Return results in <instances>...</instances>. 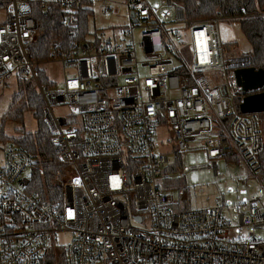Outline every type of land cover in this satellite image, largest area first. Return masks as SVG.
<instances>
[{
	"label": "built area",
	"instance_id": "obj_1",
	"mask_svg": "<svg viewBox=\"0 0 264 264\" xmlns=\"http://www.w3.org/2000/svg\"><path fill=\"white\" fill-rule=\"evenodd\" d=\"M97 2L102 15L124 5L127 24L90 27L47 60L32 56L37 11L58 9L63 24L76 25L79 10L95 12ZM221 19L189 20L174 0H7L0 85L13 76L35 80L65 173L62 200L41 199L29 190L31 154L13 141L0 144V264H264L263 121L236 101L258 91L238 87L234 72L253 67L252 59L225 53ZM42 62L62 66L61 84L40 81ZM214 70L226 81H211ZM61 103L70 114L55 111ZM163 128L178 161L182 151L206 149L205 166L218 174L219 159L235 155L256 191L238 203L222 194L213 207L175 209L163 181L177 166L158 150ZM62 232L72 234L68 243L59 242Z\"/></svg>",
	"mask_w": 264,
	"mask_h": 264
},
{
	"label": "trees",
	"instance_id": "obj_2",
	"mask_svg": "<svg viewBox=\"0 0 264 264\" xmlns=\"http://www.w3.org/2000/svg\"><path fill=\"white\" fill-rule=\"evenodd\" d=\"M174 2L184 9L189 20H210L220 13L222 19L238 21L249 44V49L244 54L250 55L253 67L264 69V0H174ZM93 15H95L93 10L82 8L78 12L76 25H65L58 9L37 11L39 26L30 53L38 61L47 60L52 48L67 47L68 44L86 38L90 32V19ZM37 72L42 83H49L43 70L38 69ZM16 83L17 90L11 96L10 104L0 118V144L13 141L27 150L34 159L29 190L41 199L60 202L63 197L62 178L65 167L59 162L57 152L50 142V132L44 122L43 98L33 78L18 80ZM238 110L241 111L240 105ZM28 112L33 113L37 119V129L31 132L22 128L18 130V136L9 137L5 132L6 123H24ZM229 159L239 160L235 155H230ZM260 159L263 166L259 179L264 186V150L260 154ZM176 209L187 208L181 209L178 205Z\"/></svg>",
	"mask_w": 264,
	"mask_h": 264
},
{
	"label": "rangeland",
	"instance_id": "obj_3",
	"mask_svg": "<svg viewBox=\"0 0 264 264\" xmlns=\"http://www.w3.org/2000/svg\"><path fill=\"white\" fill-rule=\"evenodd\" d=\"M4 1V0H0ZM120 1V0H117ZM153 5L161 4L162 0H150ZM6 3L0 2V23L6 21ZM95 15L91 18V28L95 31L97 28L104 27L105 29L113 28L118 31L120 27H124L127 23V9L124 5H120L116 13L109 15L101 14V4L95 3ZM165 7L163 6L162 9ZM221 38L223 39V46L226 54L240 55L246 53L249 49V44L244 36L241 26L238 21L221 19L219 24ZM142 28L136 29V36L139 38ZM223 31L225 37L222 36ZM188 36V34H187ZM140 58H143L140 52ZM39 69L44 71V74L49 82L56 85L61 84L63 80V69L59 63L56 62H42L39 64ZM207 75L211 81H226V73L221 70H214L208 72ZM16 78L13 76L8 81L9 86L3 88L0 85V118L10 104L11 96L17 90ZM239 105V100L237 99ZM55 111L61 114H70L68 105L65 103L56 104ZM262 119V130L264 132V111L258 112ZM25 128L27 131H35L37 129V119L33 113L28 112L24 123L7 122L5 125V132L9 137L18 136V130ZM157 139L159 142L158 150L164 149L170 155V165H176L177 168L169 172L168 179L163 182L166 186H171L170 193L174 195L177 202L174 207L180 205L181 209H200L206 207H213L222 201V194H225L227 202L230 204L238 203L245 197L252 195L257 186L255 179H252L251 173L245 163L242 161L230 162L225 158H220L218 163L220 169L218 174H215L213 169L205 165L211 163L207 155L206 149L199 147L182 151V161L176 159L177 155L173 152L174 139L168 129H158ZM193 146L199 145V139L192 142ZM202 166V167H198ZM196 167V168H193ZM247 178V182L245 179ZM63 179V178H62ZM228 209V208H227ZM229 214V213H228ZM138 226H149L146 223H140ZM72 238V234L62 232L58 235L60 243H68Z\"/></svg>",
	"mask_w": 264,
	"mask_h": 264
},
{
	"label": "water",
	"instance_id": "obj_4",
	"mask_svg": "<svg viewBox=\"0 0 264 264\" xmlns=\"http://www.w3.org/2000/svg\"><path fill=\"white\" fill-rule=\"evenodd\" d=\"M234 78L243 93L258 91L244 97L240 103L243 113L264 111V69L249 67L238 69L234 72Z\"/></svg>",
	"mask_w": 264,
	"mask_h": 264
},
{
	"label": "crops",
	"instance_id": "obj_5",
	"mask_svg": "<svg viewBox=\"0 0 264 264\" xmlns=\"http://www.w3.org/2000/svg\"><path fill=\"white\" fill-rule=\"evenodd\" d=\"M223 35L222 36H224L225 37V32L223 31V33H222ZM220 36H221V34H220ZM222 39V38H221ZM223 40V39H222Z\"/></svg>",
	"mask_w": 264,
	"mask_h": 264
}]
</instances>
